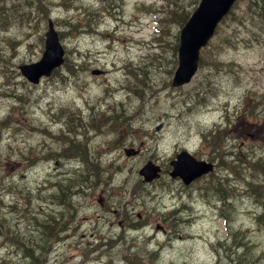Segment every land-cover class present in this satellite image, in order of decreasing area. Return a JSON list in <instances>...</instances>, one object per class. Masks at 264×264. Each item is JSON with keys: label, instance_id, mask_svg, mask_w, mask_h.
Wrapping results in <instances>:
<instances>
[{"label": "rangeland", "instance_id": "obj_1", "mask_svg": "<svg viewBox=\"0 0 264 264\" xmlns=\"http://www.w3.org/2000/svg\"><path fill=\"white\" fill-rule=\"evenodd\" d=\"M29 1L0 0V12L15 19L0 31V124H10L0 125L1 227L9 222L22 235L42 236V225L35 227L31 217L58 210L43 198L76 168L74 161L43 159V152L60 148L67 124L81 123L86 129L73 137L89 136V152L99 156L109 175L104 173L103 185L74 199V215L59 222L64 226L60 236L67 231L70 237L57 242L43 264H233L231 251L243 253L251 264H264V220L258 222L264 185L247 190L246 180L264 184V176L248 168L264 155V30L258 18L250 17L247 0L234 10L237 22L227 21L221 32L219 56L227 67L210 73L205 64L179 88L170 84L182 20L175 12L184 19L183 12L199 0H46L36 7ZM49 19L58 30L78 23L83 31L78 35L67 27L66 64L40 84H30L19 66L41 58ZM97 68L103 75L92 74ZM208 82L215 90H206ZM102 113L107 120L95 124L111 125L93 131L88 121L93 124L91 119ZM119 115L124 119L113 123ZM216 124L221 130L214 139L221 142L213 152V139L202 141V132ZM125 147L141 151L126 156ZM184 149L216 163L212 174L188 190L169 175L170 161ZM26 157L37 163L29 165ZM149 160L162 170L147 184L139 169ZM109 181V190H103ZM251 192L258 202L247 196ZM227 194L231 204L224 199ZM181 210L177 226L163 221ZM127 221H145L146 227L133 230ZM5 242L0 238V244ZM9 247H0V261H30Z\"/></svg>", "mask_w": 264, "mask_h": 264}, {"label": "water", "instance_id": "obj_2", "mask_svg": "<svg viewBox=\"0 0 264 264\" xmlns=\"http://www.w3.org/2000/svg\"><path fill=\"white\" fill-rule=\"evenodd\" d=\"M235 0H201L198 10L189 18L181 31L179 47V68L174 79V85L188 82L198 69L200 49L210 39L215 26L229 11ZM46 36L45 51L42 58L34 63L20 66L22 74L32 83H38L43 76H50L52 71L64 63L65 51L53 30V22L49 21ZM94 74H100L95 70ZM128 153H131L130 151ZM173 161V177L181 176L186 184L212 170V165L204 161H197L187 152L178 155ZM160 168L147 163L140 171L147 182L159 176Z\"/></svg>", "mask_w": 264, "mask_h": 264}, {"label": "trees", "instance_id": "obj_3", "mask_svg": "<svg viewBox=\"0 0 264 264\" xmlns=\"http://www.w3.org/2000/svg\"><path fill=\"white\" fill-rule=\"evenodd\" d=\"M38 2L43 4V3H46L47 1L46 0H30L29 1V3H32L35 7H36L35 4H37ZM247 2H248L247 9L249 11L253 12V15L250 16L251 18H253V19H255V18H258V19L264 18V0H247ZM173 12H175V11H173ZM232 14L235 15L234 12ZM179 16H180V18H182L181 15H179ZM186 17H187V15L184 16V19H182V20H186ZM237 19H238V15H235L233 17V21L237 22ZM67 27L68 28L69 27L72 28V30H74V31H78L77 32L78 34L80 33V31L82 29V26L79 25L78 23H74V24L69 23L68 25H65V28H67ZM67 33L70 34L69 29L67 31L66 30L63 31L62 35L67 34ZM174 47H175V50H176L177 46L175 45ZM208 56H207V54L204 56L202 63H204L207 60L206 57H208ZM210 58H211L212 66L215 68V70H219L220 69V65H219L218 61L213 59V57H210ZM207 85L208 86H207L206 90L210 91L211 90L210 88L212 87V83L208 82ZM105 117H107L106 114L102 113L98 118L91 119V121H92L93 124H95L98 121L104 120ZM123 119L124 118L121 115H119L117 117L112 118L111 120H112L113 123H116L117 121L121 122ZM106 120H107V118L104 120V122ZM241 122H244V121H241ZM103 123H101V124L104 125ZM213 143L215 145H218L220 142L216 141L214 139ZM67 147H69V148H67L65 150V152L70 153V152L75 151L76 154L81 157V159H82L81 163L85 166L84 170L82 172L80 171L78 173L79 177H84V179L87 180L90 176H94L98 171H100L99 164L97 162H93L92 163V162L89 161L88 153H87V147H86V145L84 143H82L81 141H75L73 139H70ZM63 154H65V153H63ZM259 166H260V170L264 173V162H261ZM82 185H83V183L81 181H79L76 184V186H82ZM58 186L61 187L60 188L61 191H67L68 187H71V183L70 182L67 183V184L59 183ZM51 196L53 198H55L57 201L58 200L59 201H64L63 207H65V206L67 207L68 205H70L69 204L70 203V198H68V197H67L68 199L67 198L65 199V196L62 197V196H58L57 194H52ZM31 218L36 219V217H34V216L31 217ZM52 220H54V219L52 218ZM260 220H264V214L260 216V219L258 221H260ZM42 227H43V230L40 233V234H42L41 237L37 238V236L34 235L35 233H33L31 235H27V236L17 233V235H18L17 238L19 239V241H24V242L21 243L22 247L18 245V243H20L19 241L15 240L16 242H14L19 247H21V250L23 251L24 254L26 253V255H28L29 257L32 258L31 264L39 262L40 256L45 254L48 251L49 246L51 244V242H50L51 239L47 235H44L47 232V230L45 229L44 226H42ZM48 227H49L48 230L52 229V227L50 225H48ZM36 240H37V242H36ZM242 246H245V244H242ZM226 249L229 251V248L226 247ZM233 254H234V256H233ZM242 254H239V255L235 256V253H233L231 251L230 254H229L230 256L228 255V257H230L231 261H234L233 264H251L249 260L246 261L244 255H242ZM233 257H236V258H233ZM1 264H10V263H8L6 261H3Z\"/></svg>", "mask_w": 264, "mask_h": 264}, {"label": "bare ground", "instance_id": "obj_4", "mask_svg": "<svg viewBox=\"0 0 264 264\" xmlns=\"http://www.w3.org/2000/svg\"><path fill=\"white\" fill-rule=\"evenodd\" d=\"M240 2H241V0H235L234 1V3L231 5V7H230V9H229V11L224 15V17H223V20H221L216 26H215V28H214V30H213V33H212V35H211V37H210V39L207 41V43L200 49V52H199V60H198V69H197V72L200 70V68H202V67H204V65L206 64L207 65V67H208V71H210V73H212L213 71H216L215 70V68L212 66V64H211V58L210 57H213V59H215V60H217L218 61V63H219V65H220V69H219V72H220V70H222L223 69V67L225 66V63H224V61H222L221 60V57L219 56L220 55V53L222 52V50H220L221 48H222V46H223V44H222V42L220 41V37H221V32L222 31H224L225 30V27H224V25H226V22L227 21H231V22H233V24H234V22L235 21H233V17L235 16V15H238V14H236L235 13V8L236 7H238V5L240 4ZM200 3H201V0H199V3L197 4V6H195L190 12H183V14H184V16H186L187 15V17H186V20H179V23H178V27H179V31H178V33H177V36L175 35V39H176V41H175V43L176 44H174V46L176 45L177 46V49L175 50V61L177 62L176 63V68H175V70H174V72H173V70H171L170 69V75H171V80H170V84L173 86V87H177V88H179V87H182V86H184V85H187V84H189V83H191L192 81H193V79H194V77L196 76V74L188 81V82H186V83H184V84H181V85H174V79H175V75H176V73H177V70H178V68H179V66H180V64H179V47H180V38H181V31H182V29H183V27L185 26V24L187 23V20H188V18H190L197 10H198V8H199V6H200ZM248 5V4H247ZM3 8L5 9V8H7V6H3ZM33 8V7H32ZM247 11H248V13L250 14V16L251 15H253V12L252 11H249L248 9H247ZM234 12V14L235 15H233L232 13ZM175 15H181L180 14V12H175ZM182 16V15H181ZM182 19H183V17H182ZM15 21V19H12V20H10V17L9 16H7V14L6 13H4V12H0V31H5V30H7L11 25H13V22ZM258 24H259V27H262V30H264V18H262V19H259L258 21ZM224 27V28H223ZM83 28V27H82ZM50 29V27H49V24H48V22H47V29H46V31H45V39H44V47H45V45H46V39H47V36H46V34H47V32H48V30ZM53 30L55 31V33H56V35H57V38H58V41L60 42V45L62 46V48L64 49V51H65V53H66V61H67V48H66V46H65V44L63 43V41H64V37H66V36H68L69 34L67 33V34H64V35H62V32L63 31H65L66 30V28L62 31V30H58L57 28H56V26H55V24H54V22H53ZM163 30H164V28H163ZM67 31V30H66ZM81 31H83L82 29H81ZM80 34V33H79ZM78 34V35H79ZM218 37V38H217ZM217 38V39H216ZM215 40V41H214ZM207 54V56L208 57H206V61L204 62V63H202V61H203V58H204V56ZM209 61V62H208ZM65 64H66V62H65ZM228 65H234V63H230V64H228ZM67 66V69L69 70L70 68H72V67H70L69 65H66ZM227 66H225L224 68H226ZM95 70H97V69H94V70H92V74H94V71ZM60 71V70H59ZM100 71V74L101 73H104V70H99ZM169 71V70H168ZM58 73V71L57 72H55L54 74H57ZM96 75H99V74H96ZM169 75V76H170ZM42 79H44V77L43 78H40V80H39V82L38 83H35V85H37V84H40V82L42 81ZM212 83V82H211ZM212 88H213V90H215V86H213V84H212V87L210 88L211 90H212ZM217 109V108H216ZM68 115H70L71 114V112L68 110L67 112H66ZM71 116L73 117V118H76V116H74V114H71ZM254 118H259V119H262V118H260V116H255ZM73 122H79L78 121V119H75V120H72ZM242 123H246V122H242ZM101 153V152H100ZM56 178H58V177H56ZM138 187V186H137ZM135 188V187H134ZM137 191V190H136ZM181 219H182V217L181 216H179Z\"/></svg>", "mask_w": 264, "mask_h": 264}, {"label": "flooded vegetation", "instance_id": "obj_5", "mask_svg": "<svg viewBox=\"0 0 264 264\" xmlns=\"http://www.w3.org/2000/svg\"><path fill=\"white\" fill-rule=\"evenodd\" d=\"M61 237H62V239H63L64 236L62 235Z\"/></svg>", "mask_w": 264, "mask_h": 264}]
</instances>
